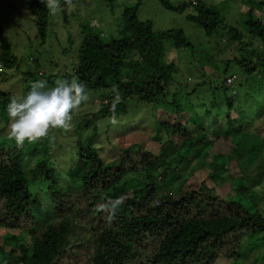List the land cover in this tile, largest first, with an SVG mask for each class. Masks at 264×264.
Here are the masks:
<instances>
[{
  "label": "trees",
  "instance_id": "obj_1",
  "mask_svg": "<svg viewBox=\"0 0 264 264\" xmlns=\"http://www.w3.org/2000/svg\"><path fill=\"white\" fill-rule=\"evenodd\" d=\"M108 1L111 7L116 2ZM28 2L44 42L49 9L42 0ZM160 2L173 12L193 6L195 12L187 18L201 25L207 36L228 29L232 39L242 41L240 29L228 24L217 6ZM138 9V4L124 9L117 37L107 38L96 24L81 26L78 61L65 80L85 83L88 93L107 89L114 96L82 119L84 126L93 125L94 132L70 147V166L65 171L53 158L52 127L46 136L19 146L10 136L0 138V229L18 232L5 235L0 264H242L244 238L254 235L264 242L260 195L248 194L247 180L253 173L233 178L227 183L229 192L221 193L229 162L243 155L248 162L251 157L258 159L263 150L256 137L248 145L235 143L240 135L250 136L254 119L246 105H234L228 85L206 80L194 87L198 104L189 100L183 106L173 99L172 110L156 107L149 133L161 141L157 152L133 142L106 159L94 141L98 118L127 114L133 101H167L170 82L180 71L174 59L168 61V46L194 48L183 29L156 32L152 20L138 17ZM243 28L264 47V17L254 8L247 11ZM0 40V64L13 69L20 58L2 33ZM236 60L237 68L252 76L264 62V51L256 60L248 55ZM237 68L226 60L222 72ZM30 72L25 73L27 78ZM203 87L208 88V96L200 95ZM10 99L11 93L0 89V116L7 120ZM254 101L261 103L255 97ZM195 160L198 165H193ZM261 164L258 168L263 169ZM199 168H209L215 184L195 176ZM119 196L124 197L123 204L109 221V213L100 205ZM262 257L260 264L264 253Z\"/></svg>",
  "mask_w": 264,
  "mask_h": 264
},
{
  "label": "rangeland",
  "instance_id": "obj_2",
  "mask_svg": "<svg viewBox=\"0 0 264 264\" xmlns=\"http://www.w3.org/2000/svg\"><path fill=\"white\" fill-rule=\"evenodd\" d=\"M176 1L182 0H173ZM186 1L193 3L194 0ZM197 1L217 6L226 17L228 24L240 29L242 41L232 39L228 29L218 31L212 37L207 36L201 25L187 18L189 13L195 12L193 6L185 12H173L167 10L160 0H116L113 7L108 5V0H59L55 14L49 10L47 37L43 42L29 10L28 0H0V34L8 38L13 53L20 58L18 66L13 69H6L0 64V71H3L0 73V89L10 92L11 98H22L34 82L46 81L52 86L57 79H65V74L74 72V66L78 61L82 24L85 22L96 24L107 38L117 37L120 35L124 9L138 4V17L142 20H152L156 32L183 29L194 44V48L185 50L168 46V61L174 59L180 71L170 82L171 93L167 101L159 100L154 104L133 101L129 105V113L116 117L115 124L112 122L113 118H98L94 141L99 145L106 159L113 158L121 147L133 142L142 143L157 152L161 141L156 140L149 133L154 127L156 107L163 106L172 110L176 108V104L170 103L173 99L179 100L183 106H187L189 100L197 103L194 87L197 84L200 86L206 80L219 85L230 84L232 88L229 87V94L234 99V105H246L248 115L254 119V123H251L248 129L250 136L244 139L240 135L235 143L245 141L248 145L256 137L263 142V150L258 159L251 157L248 162V156L243 155L238 161L232 159L229 162V169L222 175L225 185L221 186V193L224 196L229 192L227 183L233 178L253 173L251 179L247 180L248 194L260 195L257 203L264 213V168H258L264 163L262 162V159L264 160V62L258 64L257 69L252 73L255 77L253 80L247 71L243 69L240 71L237 68L236 60L244 55L252 56L253 60H256L264 51L261 41L243 28L246 13L250 8H254L257 15L264 17V6L259 5L264 0ZM68 49L69 52L66 51ZM226 60L230 61L233 68H237L231 70L229 74L222 72ZM28 70L32 71L29 78L25 76ZM233 73L236 76H231L233 80L230 83L231 77L228 75ZM207 89V87L201 88L200 95L208 96L205 92ZM112 96H114L113 92L107 89L90 92L89 99L72 111V119L67 129L52 127L53 136H56L53 158L57 160L62 171L70 166L68 164L70 147H75V141L85 139L94 132L93 125L84 126L81 123L82 119L96 112ZM254 97L261 103L256 104ZM10 125V118L7 120L0 116V138L10 136ZM60 144L62 147L59 146ZM247 162L250 165H247ZM193 165H198V161L195 160ZM210 171L209 168H199L195 176L207 183L215 184L208 174ZM132 177L129 176L127 179ZM174 189L172 187V190ZM7 233L10 236L18 232L12 229H0V244ZM243 253L242 264H260L264 253V242L254 235L245 237Z\"/></svg>",
  "mask_w": 264,
  "mask_h": 264
},
{
  "label": "clouds",
  "instance_id": "obj_3",
  "mask_svg": "<svg viewBox=\"0 0 264 264\" xmlns=\"http://www.w3.org/2000/svg\"><path fill=\"white\" fill-rule=\"evenodd\" d=\"M42 2L55 14L59 0ZM227 85L231 87L230 84ZM88 99L89 93L85 83L76 79H57L52 86L46 81L34 82L26 95L22 98L13 97L7 104L11 120L10 138L19 146L25 141L32 142L46 136L50 127L67 129L72 119V111ZM115 100L119 102V93H116ZM112 122L116 123L115 118ZM123 201L124 197L119 196L100 205L101 210L109 213V221L114 218Z\"/></svg>",
  "mask_w": 264,
  "mask_h": 264
},
{
  "label": "built area",
  "instance_id": "obj_4",
  "mask_svg": "<svg viewBox=\"0 0 264 264\" xmlns=\"http://www.w3.org/2000/svg\"><path fill=\"white\" fill-rule=\"evenodd\" d=\"M196 3H197V0H194V1H193V4H196ZM231 80H233V77L229 78V82H230V83L232 82Z\"/></svg>",
  "mask_w": 264,
  "mask_h": 264
}]
</instances>
